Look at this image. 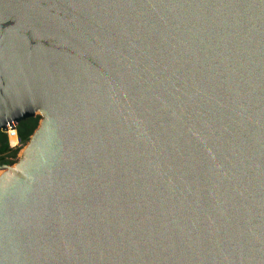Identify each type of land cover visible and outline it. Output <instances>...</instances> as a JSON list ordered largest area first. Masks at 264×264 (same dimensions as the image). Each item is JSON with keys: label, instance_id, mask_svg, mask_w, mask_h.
<instances>
[{"label": "water", "instance_id": "1", "mask_svg": "<svg viewBox=\"0 0 264 264\" xmlns=\"http://www.w3.org/2000/svg\"><path fill=\"white\" fill-rule=\"evenodd\" d=\"M35 116L0 264H264V0H0V132Z\"/></svg>", "mask_w": 264, "mask_h": 264}, {"label": "trees", "instance_id": "2", "mask_svg": "<svg viewBox=\"0 0 264 264\" xmlns=\"http://www.w3.org/2000/svg\"><path fill=\"white\" fill-rule=\"evenodd\" d=\"M39 116L28 118L19 122L15 127V132L18 140L24 146L31 134L34 132L39 123ZM19 151L9 150L7 147V140L4 133L0 132V162L7 159H15Z\"/></svg>", "mask_w": 264, "mask_h": 264}, {"label": "built area", "instance_id": "3", "mask_svg": "<svg viewBox=\"0 0 264 264\" xmlns=\"http://www.w3.org/2000/svg\"><path fill=\"white\" fill-rule=\"evenodd\" d=\"M4 134L6 137H9L12 140V141L10 140L7 142L8 149L12 150V151H20V149L23 147V145L18 140L15 130H10L7 128V130Z\"/></svg>", "mask_w": 264, "mask_h": 264}, {"label": "bare ground", "instance_id": "4", "mask_svg": "<svg viewBox=\"0 0 264 264\" xmlns=\"http://www.w3.org/2000/svg\"><path fill=\"white\" fill-rule=\"evenodd\" d=\"M11 140V139H10ZM12 141V140H11Z\"/></svg>", "mask_w": 264, "mask_h": 264}]
</instances>
